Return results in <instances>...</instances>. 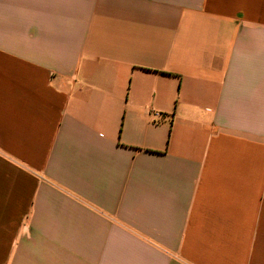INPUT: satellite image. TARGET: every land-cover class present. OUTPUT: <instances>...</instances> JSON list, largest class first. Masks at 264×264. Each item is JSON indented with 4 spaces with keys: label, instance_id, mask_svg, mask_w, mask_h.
Segmentation results:
<instances>
[{
    "label": "crops",
    "instance_id": "obj_1",
    "mask_svg": "<svg viewBox=\"0 0 264 264\" xmlns=\"http://www.w3.org/2000/svg\"><path fill=\"white\" fill-rule=\"evenodd\" d=\"M0 264H264V0H0Z\"/></svg>",
    "mask_w": 264,
    "mask_h": 264
}]
</instances>
